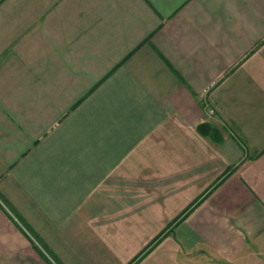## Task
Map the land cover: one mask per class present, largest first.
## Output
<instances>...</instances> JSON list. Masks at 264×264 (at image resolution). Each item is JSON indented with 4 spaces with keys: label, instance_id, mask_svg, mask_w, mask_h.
I'll use <instances>...</instances> for the list:
<instances>
[{
    "label": "crops",
    "instance_id": "obj_1",
    "mask_svg": "<svg viewBox=\"0 0 264 264\" xmlns=\"http://www.w3.org/2000/svg\"><path fill=\"white\" fill-rule=\"evenodd\" d=\"M0 199V264H53L9 211L56 264H264V0H0Z\"/></svg>",
    "mask_w": 264,
    "mask_h": 264
},
{
    "label": "trees",
    "instance_id": "obj_2",
    "mask_svg": "<svg viewBox=\"0 0 264 264\" xmlns=\"http://www.w3.org/2000/svg\"><path fill=\"white\" fill-rule=\"evenodd\" d=\"M197 130L201 133V134H203V135H205V136H208V137H210V138H212L213 140H215V141H220L221 140V135H220V133H219V130L215 127V126H213V125H211L210 123H208V122H202V123H199L198 125H197ZM162 237V236H161ZM160 236L157 238V242H159L160 241V238H161ZM38 240V239H37ZM39 241V240H38ZM155 241V242H156ZM40 242V241H39ZM154 242V244H156ZM40 244H41V246L43 247V249L46 251V249L44 248V245H42V243L40 242ZM154 244H153V246H154ZM36 246V245H35ZM36 248L38 249V251L42 254V255H44V258L46 259V260H48L49 261V259L47 258V256L45 255V253L38 247V246H36ZM47 252V251H46ZM48 253V252H47ZM49 254V253H48ZM50 255V254H49ZM51 256V255H50ZM141 256H143V255H141ZM52 257V256H51ZM53 258V257H52ZM140 258V257H139ZM54 259V258H53ZM138 259V258H137ZM137 259H135L131 264H134V262H136V260Z\"/></svg>",
    "mask_w": 264,
    "mask_h": 264
},
{
    "label": "built area",
    "instance_id": "obj_3",
    "mask_svg": "<svg viewBox=\"0 0 264 264\" xmlns=\"http://www.w3.org/2000/svg\"><path fill=\"white\" fill-rule=\"evenodd\" d=\"M212 112L213 111L210 109L209 110V113L211 114ZM2 204L5 207L4 203H2ZM9 212L11 213V215L13 216V218L15 219V221L23 228V230L25 231V233L31 238V240L34 242V244L36 246H38L45 253V255L47 256V258L49 259V261H51L53 264H56L55 261L52 259V257L49 254H47V252L43 249V247L41 246L40 242L35 237H33L32 235H30V233L28 232V230L25 229L24 225H22V223L17 219V217L11 211H9Z\"/></svg>",
    "mask_w": 264,
    "mask_h": 264
},
{
    "label": "rangeland",
    "instance_id": "obj_4",
    "mask_svg": "<svg viewBox=\"0 0 264 264\" xmlns=\"http://www.w3.org/2000/svg\"><path fill=\"white\" fill-rule=\"evenodd\" d=\"M213 111V110H212ZM213 113V112H212Z\"/></svg>",
    "mask_w": 264,
    "mask_h": 264
}]
</instances>
